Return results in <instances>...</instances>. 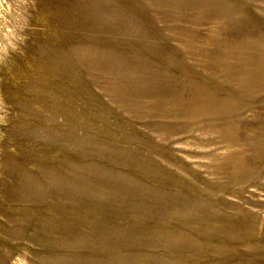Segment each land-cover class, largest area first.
<instances>
[{"label": "rangeland", "instance_id": "1", "mask_svg": "<svg viewBox=\"0 0 264 264\" xmlns=\"http://www.w3.org/2000/svg\"><path fill=\"white\" fill-rule=\"evenodd\" d=\"M0 264H264V0H0Z\"/></svg>", "mask_w": 264, "mask_h": 264}]
</instances>
